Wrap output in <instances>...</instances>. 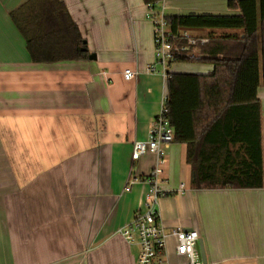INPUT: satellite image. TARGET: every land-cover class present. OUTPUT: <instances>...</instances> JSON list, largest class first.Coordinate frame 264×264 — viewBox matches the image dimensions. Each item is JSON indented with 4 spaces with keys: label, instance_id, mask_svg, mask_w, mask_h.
Returning a JSON list of instances; mask_svg holds the SVG:
<instances>
[{
    "label": "crops",
    "instance_id": "0c3cea01",
    "mask_svg": "<svg viewBox=\"0 0 264 264\" xmlns=\"http://www.w3.org/2000/svg\"><path fill=\"white\" fill-rule=\"evenodd\" d=\"M28 1L0 0V264H137L139 245L119 232L143 208L157 165L165 193L158 211L168 232L196 230L206 264H264V86L257 92L263 187L193 189L185 144H171L161 161L153 154L132 159L134 143L149 138L167 96V79L147 71L155 45L144 1L61 0L96 59L59 63L32 62L11 19ZM227 3L162 0L156 12L238 13ZM127 69L138 77L127 81ZM213 71L185 63L171 73ZM228 139L218 129L208 148L217 153L214 181L222 179L228 152L230 173L245 157ZM132 178L138 182L126 191ZM176 244L168 239L165 263L187 264Z\"/></svg>",
    "mask_w": 264,
    "mask_h": 264
},
{
    "label": "trees",
    "instance_id": "16d2710c",
    "mask_svg": "<svg viewBox=\"0 0 264 264\" xmlns=\"http://www.w3.org/2000/svg\"><path fill=\"white\" fill-rule=\"evenodd\" d=\"M143 1L156 7L162 0ZM227 8L238 13L166 17L174 33H206L209 37V43L202 48L205 57L180 61L212 65L213 73H171L165 99L174 143L188 146L192 187L197 190L263 187L261 106L257 92L264 86V0H228ZM11 19L23 36L33 63L87 61L90 57L86 40L61 0H29L11 13ZM216 32L223 34L215 36ZM218 129L230 137L227 146L240 144L245 155L239 160L238 169L230 173L228 158L232 156L227 153L226 166L219 170L222 182L214 181L217 168L212 156L217 153L208 151L214 147V132Z\"/></svg>",
    "mask_w": 264,
    "mask_h": 264
},
{
    "label": "built area",
    "instance_id": "2783aa9c",
    "mask_svg": "<svg viewBox=\"0 0 264 264\" xmlns=\"http://www.w3.org/2000/svg\"><path fill=\"white\" fill-rule=\"evenodd\" d=\"M160 3V2H159ZM158 3V4H159ZM156 4V6L158 5ZM148 6L147 19L153 24V38L155 45V61L147 69L149 73H160L166 79L172 68L178 64H185L181 59L196 61L205 57L202 48L209 43L205 36H197L188 31L174 33L169 26L164 11L156 12V7ZM160 70H158L159 68ZM139 72L131 69L124 71L127 81L138 77ZM168 111L163 101L161 112L155 118L146 141H137L133 145L132 159L138 161L146 154H153L158 161L164 159L166 149L174 143V130L167 119ZM164 170L157 165L149 175L148 191L145 195L144 206L136 211L131 223L119 234L130 244L137 243L140 256L137 264H166L165 252L170 237L176 239V253L184 258L187 264H204L199 251L200 236L196 230L183 228L168 232L158 211L159 201L165 196L161 188ZM138 182L132 178L126 188L130 191Z\"/></svg>",
    "mask_w": 264,
    "mask_h": 264
},
{
    "label": "water",
    "instance_id": "95a60500",
    "mask_svg": "<svg viewBox=\"0 0 264 264\" xmlns=\"http://www.w3.org/2000/svg\"><path fill=\"white\" fill-rule=\"evenodd\" d=\"M89 59L90 60H95L96 56L95 55H90ZM198 247H199V251H200L201 257L203 259V262L206 264L207 263V259H206V255H205V248H204V245H203V241L201 239L199 240Z\"/></svg>",
    "mask_w": 264,
    "mask_h": 264
},
{
    "label": "rangeland",
    "instance_id": "374dc122",
    "mask_svg": "<svg viewBox=\"0 0 264 264\" xmlns=\"http://www.w3.org/2000/svg\"><path fill=\"white\" fill-rule=\"evenodd\" d=\"M149 21H150V20H149ZM221 33H222V32H216L214 35H215V36H216V35L218 36V35L221 34ZM222 34H223V33H222ZM194 35H197V36H198L199 34L196 33V34H194ZM206 35H208V34H206ZM205 37L209 38L208 36H205ZM158 68H159V67H158ZM160 69H161V68H159L158 70H160Z\"/></svg>",
    "mask_w": 264,
    "mask_h": 264
}]
</instances>
